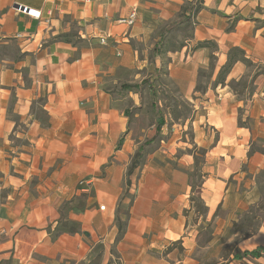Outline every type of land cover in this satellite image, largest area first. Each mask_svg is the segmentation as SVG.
I'll return each mask as SVG.
<instances>
[{"label": "crops", "instance_id": "obj_1", "mask_svg": "<svg viewBox=\"0 0 264 264\" xmlns=\"http://www.w3.org/2000/svg\"><path fill=\"white\" fill-rule=\"evenodd\" d=\"M177 22L189 36L161 53ZM163 68L190 107L167 137L126 113ZM262 144L264 0H0V264H198L264 245V225L232 229L263 200Z\"/></svg>", "mask_w": 264, "mask_h": 264}, {"label": "rangeland", "instance_id": "obj_2", "mask_svg": "<svg viewBox=\"0 0 264 264\" xmlns=\"http://www.w3.org/2000/svg\"><path fill=\"white\" fill-rule=\"evenodd\" d=\"M91 2L85 3V4H90ZM82 4H84V3H82ZM17 7L22 12L27 11V7H24V6L19 5V4L17 5ZM32 10L33 9H31L29 12L34 17H36V18L41 17V16L40 17L35 16V14H34V12H32ZM33 11H36V10H33ZM128 17H125V18H128ZM136 19H137V17H136ZM120 20H121V18L119 19V22H121ZM121 23H124V22H121ZM124 24H127V23H124ZM128 25H130V24H128ZM167 33H168V36H167V38L164 39V42L160 48L161 53H164L167 48H171V49L178 48V45H180L179 41H181L184 37L189 36L190 28L187 27V29H185V30H180V29H178V22H177V23H175V25L174 24L171 25V27L169 28ZM158 71L159 70H157V72ZM159 72L160 73L154 72V73H148L147 74V75H149V77H148L149 82L143 83L142 87H141L142 91H140V96L143 97L142 101L140 102L141 105L135 106V107H133V106L130 107L131 113L129 114V116H130V122H131L132 126H147L148 130L149 129L150 130L151 129L156 130L155 136H157L160 132V129L159 130H158V128L155 129L154 126H157V120H158L159 115L160 114L163 115L164 119H165V124L163 126H165V127L162 130V132H164V134H160V136L167 137V135H170V132H171L170 127L171 126H178V116L187 117L190 115V107L186 102H184V100L178 98V91L176 90L175 86L172 84V82H169L166 79V76H165L166 70L163 68ZM210 73H211L210 71H202L200 83L198 85L200 88L205 87L206 81H207L208 77H210ZM157 74H158V76H157ZM234 86L238 89H244V88L249 86L250 90L252 89V84L249 82V78L241 79L239 82L234 83ZM152 89L156 92L155 97H153V95H152L153 94ZM156 105L159 106V108H160L159 112L156 109ZM166 126H167V129H166ZM146 139H148V137L145 138L143 145H145L146 142L149 140V139L148 140H146ZM143 148L139 147V149L136 151V153L140 152V154H141V150ZM260 148L264 149V144H262V147H260ZM128 185H130V183ZM127 194H128V192H124V196ZM195 205L197 208L202 209L203 203L199 197L198 198L196 197V204ZM100 208H101V206H100ZM126 210H127L126 206L123 205V207H122V214L123 215L128 214V210L127 211ZM124 211H125V213H124ZM263 225H264V197H263V200L260 203V205L257 206L256 208H252L248 213L243 215V217L238 222L234 223L232 229H233V231H239L240 232L239 237H246V236L251 235L252 233L257 232L260 228H262ZM262 246H264V245H262ZM173 247H176L177 250L180 251L181 253L184 252L183 246L180 243L174 244ZM231 251L234 255L236 253L240 252V251H236L233 246L232 247H225L222 250V255H223L222 258L210 260V259L206 258L207 252L199 249L198 252L196 253V257L198 259V264H225L228 260H230ZM250 257H252V256H250ZM263 261H264V259H263Z\"/></svg>", "mask_w": 264, "mask_h": 264}, {"label": "trees", "instance_id": "obj_3", "mask_svg": "<svg viewBox=\"0 0 264 264\" xmlns=\"http://www.w3.org/2000/svg\"><path fill=\"white\" fill-rule=\"evenodd\" d=\"M169 30V29H168ZM200 45H214L213 43L211 42H204V43H201ZM157 49V48H156ZM238 49H233L231 52H232V56L230 58V62L225 66L224 68V71L223 72H227L228 69L230 68L232 62L234 61V59L236 58L235 56L237 55H233V52L237 51ZM244 60H246L248 63H251L248 59L244 58ZM147 78L142 82V83H147ZM142 83H135V84H130V83H123L122 85H120V89H124V90H127V89H132V88H135V87H140ZM199 89H201L199 86H198ZM152 93H153V97H155L156 95V92L152 89ZM155 103V102H154ZM156 109L158 110V112L160 111L159 109V106L156 105ZM131 111L130 110H127V113L129 114ZM165 124V119H164V116L163 115H159L158 117V120H157V128L158 130L160 129L161 126H163ZM140 152H137L135 154V156L133 157V160L129 166V169H128V176L131 175L133 173V171L138 167V165L140 164ZM128 184L130 183V179L128 178ZM127 196V195H126ZM118 220V224H119V235L118 237H121V235L124 233V230H125V227H124V223L121 221V219L118 217L117 218ZM264 254V246L260 245L258 247H256L255 249L253 250H245L244 252H241V253H236L234 255L235 258H242V257H247V256H252V257H260Z\"/></svg>", "mask_w": 264, "mask_h": 264}, {"label": "built area", "instance_id": "obj_4", "mask_svg": "<svg viewBox=\"0 0 264 264\" xmlns=\"http://www.w3.org/2000/svg\"><path fill=\"white\" fill-rule=\"evenodd\" d=\"M78 2H81V3H89L91 2L92 0H76ZM34 12L35 16L37 17H40L41 16V11H33ZM136 17H137V11L136 10H133L132 13L130 14V16L128 18H121V22H124V23H127V24H133L135 21H136ZM104 41V40H103ZM104 205L101 206V209H104Z\"/></svg>", "mask_w": 264, "mask_h": 264}]
</instances>
